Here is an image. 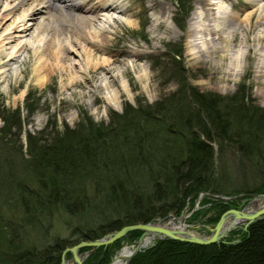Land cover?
Listing matches in <instances>:
<instances>
[{
    "label": "trees",
    "instance_id": "trees-1",
    "mask_svg": "<svg viewBox=\"0 0 264 264\" xmlns=\"http://www.w3.org/2000/svg\"><path fill=\"white\" fill-rule=\"evenodd\" d=\"M177 1V11L184 14L188 6ZM175 20L182 26V20ZM180 54L175 47L170 55L174 90L152 102L127 103L105 123L84 115L49 140L26 132V154L16 145L20 109L0 103V195L13 183L22 187L11 202L21 214L17 221L1 212L5 201L0 199V264H59L63 247L127 223L179 214L199 191L264 192V105L254 104L246 89L228 95L198 91L180 72ZM34 96L36 89H29L24 98L28 112L36 104L30 100ZM227 146L237 149L238 165L250 169L252 186H244L249 184L243 172L242 186L234 187L228 163H218ZM25 178H32L36 187L24 186L31 185ZM246 199V194L228 201L203 195L201 204L213 211L216 207L204 221L213 223L226 207ZM51 205L81 217L84 223L73 227L76 237H55L42 247L28 243L31 231L46 228L40 216L45 210L50 214ZM87 210L89 219L83 216ZM140 233L131 230L125 237ZM235 236L238 240L230 242ZM227 240L197 244L157 239L126 264H264V217L246 229H233ZM119 241L98 246L84 263L106 264Z\"/></svg>",
    "mask_w": 264,
    "mask_h": 264
},
{
    "label": "rangeland",
    "instance_id": "rangeland-1",
    "mask_svg": "<svg viewBox=\"0 0 264 264\" xmlns=\"http://www.w3.org/2000/svg\"><path fill=\"white\" fill-rule=\"evenodd\" d=\"M118 1L130 11L126 15H130L134 24L125 23L120 15H115L105 24V43L102 46L110 58L108 71L111 72V76H108L109 73H105V70L89 66L81 72L75 83H72L63 72L55 69L61 62L66 64L67 56L71 55V52L62 54L60 61L56 59L46 61V67L49 66L53 70L42 83L36 81L32 73L34 61L30 51L14 59V63L8 61L7 75L5 78L0 77V103L6 107L20 109L22 127L16 138V145H21L22 154H26V132L41 134L43 139L49 140L65 127H74L84 115H89L94 121L105 123L108 122L111 112H120L127 103L135 105L138 101L152 102L174 90L177 78L172 74L175 65L170 55L175 47L181 49L179 61H176L181 68L180 72L198 91L228 95L236 90L246 89L254 104L264 105V41L254 39L257 33L263 32L264 23H259L254 29L247 31L248 26L243 22L245 0L224 2L222 7L227 13L233 15L238 9L241 10V14L238 24L232 22L227 25V21L219 22L222 27L220 38L217 35L209 38L208 35L199 32L193 35L189 18L195 9V0L183 1L184 5L188 6L184 14L177 11V0H115ZM257 15L258 10L253 14L252 23ZM178 18L182 20V26L177 24L175 19ZM199 18L201 22L205 21L203 17ZM112 19L114 21H111ZM160 20L163 23L158 25ZM247 34L248 40L245 41ZM194 39L198 42L197 46H194ZM1 58L0 61L6 59V56L3 55ZM31 88L37 90L35 99L33 97L30 99L36 104L31 112H28L24 108V95ZM1 123L0 118V125ZM10 130L14 131L15 128ZM224 153L218 163L222 161L228 163L226 171H230L234 187L242 186L240 176L243 172L249 184L244 186H252L253 176L250 169L244 164L238 165L237 149L227 146ZM19 154L21 153L17 155ZM243 168L244 171L240 172L239 170ZM25 180L31 185L24 186L36 187L32 178ZM11 185L0 195V199L5 201L1 212L4 211V215L11 213L12 216L9 215L8 218L13 217L17 221L21 214L18 207L11 202L19 196L22 187L15 183ZM5 192L7 196L4 195ZM248 200H243L238 205L249 206ZM192 203L185 205L184 212L179 215L180 218H174V223L186 227L194 226L199 233L207 234V225H211H205L207 222L204 219L212 215L216 207L214 206L213 211L212 207L204 205V209L194 211L192 218L185 217L191 210ZM52 206L47 208L51 209L50 214L49 210H45L40 216L47 224L46 228L42 230L43 232L31 231L28 243L42 247L45 243L52 242L55 237H76L73 227L84 223L81 217L70 215L64 207L53 210ZM197 211L200 212L195 214ZM87 212V215L83 216L89 219L92 214L89 210ZM201 222L204 225H200ZM240 225L242 223L230 229L236 227L241 229L238 227ZM138 236L139 234L133 238L124 236L117 243L115 253L125 246L132 248ZM154 239L151 238L147 245H151ZM85 255L83 253L84 257Z\"/></svg>",
    "mask_w": 264,
    "mask_h": 264
},
{
    "label": "bare ground",
    "instance_id": "bare-ground-1",
    "mask_svg": "<svg viewBox=\"0 0 264 264\" xmlns=\"http://www.w3.org/2000/svg\"><path fill=\"white\" fill-rule=\"evenodd\" d=\"M226 1L228 0H195V9L189 18L194 36L199 32L209 38L214 35L220 38V21H227V25L239 23L241 10L237 9L233 15L227 13L222 7ZM244 8L243 22L248 26L247 31L264 23V0H245ZM257 10V18L252 23L253 14ZM128 12L130 11L123 3L115 0H0V60L3 55L6 56V59L0 61V77L5 78L7 75L8 61L19 58L26 51H30L34 61L32 73L40 83L53 70L46 67V61H60L62 54L67 52H71V55L67 56L66 64L61 62L55 69L63 72L72 83L89 66L105 70L111 76L108 71L110 58L102 46L105 43V24L115 15H120L125 23L133 25L130 15H126ZM199 17H203L205 21L201 22ZM162 23L160 20L158 25ZM254 39L263 42L264 29ZM246 40L248 34L245 35ZM193 43L194 46L198 45L195 39ZM68 79L66 85L69 83ZM263 202L264 196L255 197L246 209L252 210ZM240 222L241 219L227 217L223 226L230 228ZM164 224L187 230L184 225L174 223L173 217H169ZM189 233L195 234V231L189 230ZM130 253L131 250L125 246L106 264H126L131 258ZM65 256L69 257L70 254L66 253ZM67 257L66 264H71V259Z\"/></svg>",
    "mask_w": 264,
    "mask_h": 264
},
{
    "label": "water",
    "instance_id": "water-1",
    "mask_svg": "<svg viewBox=\"0 0 264 264\" xmlns=\"http://www.w3.org/2000/svg\"><path fill=\"white\" fill-rule=\"evenodd\" d=\"M254 197L264 196L263 193H255L253 194ZM227 217L241 219L243 223L242 227L245 228L248 224L255 221L258 218L264 217V202L255 207L254 209L247 210L245 207L242 208H234L230 207L224 210L217 221L214 223L213 226H208V234H202L195 231V234L189 233V230H181L166 226L164 223L160 222H136V223H129L120 226L119 228L108 232L100 237L91 239V240H80L77 243L69 246L64 247L60 252V263L59 264H66V253L69 252L71 256V263L73 264H84L82 261V255L78 252L79 248L88 246L89 251L93 250L94 248L103 245L106 246L112 243L117 238L125 235L126 232L133 230V229H140L142 230V234H153L158 236L160 239H177L192 243H199V244H207L211 242H216L222 240L221 238L225 236L230 228L224 227L223 223ZM139 240V239H138ZM138 246L135 247L134 252L137 250ZM130 257V256H129ZM128 257V258H129Z\"/></svg>",
    "mask_w": 264,
    "mask_h": 264
}]
</instances>
